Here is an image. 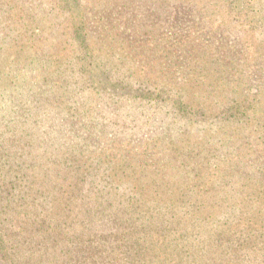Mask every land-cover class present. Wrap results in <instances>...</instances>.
<instances>
[{
    "label": "rangeland",
    "instance_id": "374dc122",
    "mask_svg": "<svg viewBox=\"0 0 264 264\" xmlns=\"http://www.w3.org/2000/svg\"><path fill=\"white\" fill-rule=\"evenodd\" d=\"M4 89L6 255L264 264V0H0Z\"/></svg>",
    "mask_w": 264,
    "mask_h": 264
},
{
    "label": "trees",
    "instance_id": "16d2710c",
    "mask_svg": "<svg viewBox=\"0 0 264 264\" xmlns=\"http://www.w3.org/2000/svg\"><path fill=\"white\" fill-rule=\"evenodd\" d=\"M28 36H30V35H28ZM35 39H37V38L32 37L31 39L30 38L25 39V37H24V42L28 43V42H31V40H35ZM35 42L37 43V40ZM36 43L31 44V46H34V48H33L34 53L37 52L40 48L39 46H37ZM24 44L21 45L22 48H23ZM22 48H21V50H22ZM24 52H26V48H24ZM12 93H13V91H10L8 89H4L3 92H0V104L3 102H5V103H7L9 101L11 102V100L13 99V98H11V96H14V94H12ZM11 115H12V113H11ZM4 117H6V115L4 113H0V258L1 257L4 258L3 255H6L4 253V250L7 249V244L9 243L10 239H12L16 242L15 243L16 248L19 244V241L21 240V239H17V237H18V235H20V233L15 234L11 230V226H13L12 222L15 218V214H10V212H12L13 209L17 210L22 206L23 202L20 204H18V202H17L20 197H21V201L26 199V198H24L23 195L18 196V199H17L15 197L16 194H13V190L16 188L17 185H19L20 187L22 185V181L24 180V174L26 173L23 169L27 166H23V169H22V168H20L21 166H19V165H20V162L22 160L23 154L29 153V152H22V151H19L17 149L13 150L12 149L13 146L11 144H8V141L6 142L7 136H4L5 133L6 132L7 133H10V132L13 133L12 131H10V128H12L13 126L11 125V123H9V122L13 121V119H12V116H8V118H6V119ZM22 145L28 146V147L32 146L31 142H28V141H24L22 143ZM29 150L30 149H28L26 151H29ZM9 162H11L12 165ZM21 171H23V172H21ZM20 173L23 174V178H22ZM18 216L19 217L23 216L22 218H24L26 216V212H22V214H21V212H19ZM27 237L28 236L22 237V241H21L20 245L18 246L19 249H25L26 248L24 246V243L28 241V239L26 240ZM97 248H98V246L94 245L92 248H88L85 252L88 255H91L92 253L93 254L96 253L94 251ZM23 256H24V253H20L18 255V250H16L14 253V257H12V255L11 256L6 255L5 258L8 259L7 260L8 264H21V263H25L24 258L26 257V254L24 257ZM80 259H83V258H80ZM80 259L75 258V263L76 264H90V263H86L85 259H83L79 262Z\"/></svg>",
    "mask_w": 264,
    "mask_h": 264
}]
</instances>
